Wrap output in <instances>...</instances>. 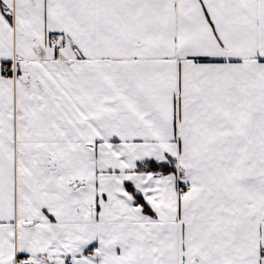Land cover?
Here are the masks:
<instances>
[{
    "label": "snow or ice",
    "instance_id": "snow-or-ice-1",
    "mask_svg": "<svg viewBox=\"0 0 264 264\" xmlns=\"http://www.w3.org/2000/svg\"><path fill=\"white\" fill-rule=\"evenodd\" d=\"M0 264H264V0H0Z\"/></svg>",
    "mask_w": 264,
    "mask_h": 264
}]
</instances>
